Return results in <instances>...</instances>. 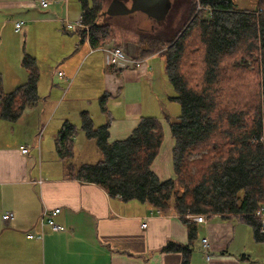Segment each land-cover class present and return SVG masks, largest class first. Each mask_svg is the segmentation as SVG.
Masks as SVG:
<instances>
[{
  "label": "crops",
  "instance_id": "crops-1",
  "mask_svg": "<svg viewBox=\"0 0 264 264\" xmlns=\"http://www.w3.org/2000/svg\"><path fill=\"white\" fill-rule=\"evenodd\" d=\"M47 1L42 8L39 0H0V28L23 21V28L32 32L33 53L40 41L51 59L40 62L45 70L40 68L37 103L14 123L0 121V264H181V254L164 251L170 243L190 247V264H264V243H257L251 228L237 217L212 215L199 224L185 217L190 221L186 225L179 216L150 205L108 197L101 187L70 174V167L76 171L102 159L95 141L81 131L79 117L86 112L93 127L109 123L108 143L128 138L142 118H156L163 140L149 169L158 181L174 179L175 141L167 119L178 116L162 110L163 92L157 85L165 74L161 53L128 55L137 64L124 69L108 66L102 50L116 46L91 48L77 32L82 28L80 8L70 0ZM2 47L0 43V56L5 57ZM18 72L0 64L4 93L24 83L16 80ZM102 97L105 113L99 105ZM64 123L76 135L72 157L60 159L55 145ZM53 209L60 210L54 221L64 232L44 225L43 214ZM5 213L13 215L11 221H3ZM190 228H195L191 242ZM202 238L210 243V261L204 259Z\"/></svg>",
  "mask_w": 264,
  "mask_h": 264
},
{
  "label": "trees",
  "instance_id": "trees-1",
  "mask_svg": "<svg viewBox=\"0 0 264 264\" xmlns=\"http://www.w3.org/2000/svg\"><path fill=\"white\" fill-rule=\"evenodd\" d=\"M183 1L171 0L164 20L178 13ZM77 2L81 13L82 28L77 31L80 39L87 40L93 49L104 47L113 32L98 20L111 16H102L99 0ZM198 3L209 13L205 18L202 13L189 21L186 29L178 30L179 37L162 42L145 35L133 36L140 57L164 51L161 52L164 76L174 92L170 99L180 107L175 120L167 119L175 141L171 153L175 178L158 181L149 169L163 140L156 118H142L128 138L108 143L109 123L94 128L86 112L79 117L81 131L95 141L102 159L82 165L76 171L70 167L68 171L77 180L101 187L108 197L150 205L163 214L179 216L186 225H190L185 219L189 215L237 217L251 228L257 243H264L262 223L256 217L264 202V7L256 4L253 11L239 12L233 7V0H199ZM193 7L186 0L187 19L193 14ZM190 29L203 45V69L195 73L194 84H190L182 71L181 62ZM233 55L234 69L241 66L238 59L242 63L246 57L252 62L254 67L249 72L257 81L254 95L237 99L241 102H232L225 96V90L218 87L224 74L223 60ZM36 66L35 59L24 54L21 67L27 72V80L7 94L0 76V121L14 123L26 108L37 103ZM104 103L102 97L99 105L103 113ZM75 135V128L64 123L55 145L60 159L72 157ZM193 232L195 228H190V242L195 238ZM164 251L179 253L181 264H190L189 246L170 243Z\"/></svg>",
  "mask_w": 264,
  "mask_h": 264
},
{
  "label": "rangeland",
  "instance_id": "rangeland-1",
  "mask_svg": "<svg viewBox=\"0 0 264 264\" xmlns=\"http://www.w3.org/2000/svg\"><path fill=\"white\" fill-rule=\"evenodd\" d=\"M101 3L102 11H106L107 6L112 0H99ZM193 4V14L189 19L186 18L185 8H186V0L182 2V7L179 8V12L169 18L168 20H164L162 22H155L151 21L150 18H147L142 13H131L130 15L122 14L120 16H111L100 18L98 21L101 24H106L111 28L113 33L110 41L107 45L110 46H119L123 49V51L127 55H137V45L134 41L135 38L133 36L137 35H145L146 37H151L153 39H157L159 41L165 42L167 40L174 39L176 35L179 37V31L181 28H185V26L189 23V21L193 20L196 16H201L203 13V17L209 13V10L205 8H200L199 0H190ZM171 3V0H170ZM71 6H73L76 10L79 9V5L77 0H70ZM234 8L239 12H247L253 11L256 8V4L259 6L264 7V3L260 0H233ZM179 5V6H181ZM129 6V3H128ZM73 12H71L70 20L72 21ZM204 17V18H205ZM19 19V18H18ZM183 26V27H182ZM5 27V28H4ZM1 29L0 34V43L2 44V48L5 52V57L0 56V64L4 65L5 63L8 64V68L12 70V72L19 70L17 79L22 78L24 83L27 80V72L24 68H22V61L24 58V54L28 55L32 58H38V62L36 61V67L39 72V79H40V68L45 70V65L40 66L41 61H45L46 64H49L50 58L48 57L47 52H49V48H40V41L37 45V52L33 53L34 50V42L32 41V32L23 28V32L16 34L13 32L12 28L6 27V24ZM154 28V30H153ZM182 29V31H183ZM186 29V28H185ZM181 31V32H182ZM191 29L187 30L186 38L187 46L185 56H183L182 62V71L188 77L190 84H194L196 82V74L202 72L203 64H202V48L203 45L198 41L197 35L193 31L191 33ZM52 35L54 34L51 33ZM178 39V38H177ZM175 39V40H177ZM170 41H168L169 44ZM49 47H53L55 45H51L47 42L46 44ZM116 48V47H112ZM54 49V47H53ZM163 50H161L162 52ZM159 52L158 54H160ZM164 52V51H163ZM52 54V52L50 53ZM35 56L37 58H35ZM234 55L230 58L224 59L223 64L224 74L222 77V84L218 85L219 88L225 90V96L230 98L232 102L239 101L237 99L242 98L243 96H248L253 94L254 89L256 88L257 81L251 76V71L254 65L251 62L247 61V59L243 58V62L238 59L237 61L241 64L238 69H234ZM250 65V66H249ZM42 71V70H41ZM165 75V74H164ZM164 75H161V80L157 81V85H161L162 88H158L161 92H163L162 100L163 107L162 110L164 111V115L172 117H177L180 112L179 104L172 101L170 98L174 96V92L172 89H169L171 85L168 84ZM2 77V76H1ZM60 78V77H59ZM3 80V79H2ZM2 82V81H1ZM23 83V84H24ZM3 84V82H2ZM241 102V101H239ZM175 119V118H174ZM95 125L98 124L97 121H94ZM96 128V127H94Z\"/></svg>",
  "mask_w": 264,
  "mask_h": 264
},
{
  "label": "built area",
  "instance_id": "built-area-1",
  "mask_svg": "<svg viewBox=\"0 0 264 264\" xmlns=\"http://www.w3.org/2000/svg\"><path fill=\"white\" fill-rule=\"evenodd\" d=\"M40 1V7L46 8L48 6V1L47 0H39ZM24 22L23 21H18L14 24V27L12 28L14 30V33L18 34L22 31V27H24ZM70 29L71 26H68ZM106 54V65L112 66L118 69H124L125 67H130L131 64H137L135 61H133L124 51L122 48H112L110 49H104L102 50ZM57 76L62 78L64 75L63 73H57ZM20 150L22 153H26V149L24 147H20ZM59 209H53L49 211L48 215L43 214V217L46 216L45 218V226L49 227L52 232H64L65 228L63 226L57 225V223L54 221V218L59 214ZM187 218H191L192 220L196 223H204L205 222V217L203 215L199 216H186ZM256 217H258L262 223V232H264V209L263 206L260 208V210L256 213ZM13 218L12 214L5 213V215L2 217L3 221H11ZM41 223L42 220H41ZM145 226V225H144ZM143 226V227H144ZM33 235L28 234L27 238H33ZM41 237V235H39ZM37 236V238L39 239ZM210 243L208 242L207 238H202L201 239V246L203 248V253L206 259V261H210L211 255H210V249L211 246H209Z\"/></svg>",
  "mask_w": 264,
  "mask_h": 264
},
{
  "label": "water",
  "instance_id": "water-1",
  "mask_svg": "<svg viewBox=\"0 0 264 264\" xmlns=\"http://www.w3.org/2000/svg\"><path fill=\"white\" fill-rule=\"evenodd\" d=\"M135 5L131 9H126L122 2L112 1L106 11L102 13V16H120L122 14L129 15L136 12L137 9L142 10L146 13H163L166 15L168 12L167 4L169 0H132ZM167 8V9H166ZM154 10V11H153ZM160 11V12H159Z\"/></svg>",
  "mask_w": 264,
  "mask_h": 264
},
{
  "label": "flooded vegetation",
  "instance_id": "flooded-vegetation-1",
  "mask_svg": "<svg viewBox=\"0 0 264 264\" xmlns=\"http://www.w3.org/2000/svg\"><path fill=\"white\" fill-rule=\"evenodd\" d=\"M120 2H122V4L126 7V9H131L134 5H135V3H133V1L132 0H126V1H124V0H119ZM118 1V2H119ZM168 1V0H167ZM170 1V0H169ZM128 3H129V6H128ZM110 4V3H109ZM170 5H171V3L170 2H168V4H167V8L169 9L170 8ZM166 8V9H167ZM170 10V9H169ZM169 10H168V12H169ZM154 11V10H153ZM160 12V11H159ZM168 12L166 11V15L168 14ZM133 13H142V14H144L147 18H150L151 19V21H157V22H161V21H163L164 19H165V17H166V15H164V12L163 13H154V12H152V14H150V13H146V12H144V11H142V10H139V9H137V11L136 12H133ZM130 15V14H129ZM153 30H154V28H153Z\"/></svg>",
  "mask_w": 264,
  "mask_h": 264
}]
</instances>
